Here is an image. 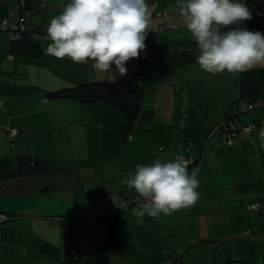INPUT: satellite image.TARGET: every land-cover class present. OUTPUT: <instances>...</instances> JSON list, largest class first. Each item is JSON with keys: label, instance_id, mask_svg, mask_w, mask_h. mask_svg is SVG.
Returning a JSON list of instances; mask_svg holds the SVG:
<instances>
[{"label": "crops", "instance_id": "1", "mask_svg": "<svg viewBox=\"0 0 264 264\" xmlns=\"http://www.w3.org/2000/svg\"><path fill=\"white\" fill-rule=\"evenodd\" d=\"M43 2L41 17L26 21L32 31L14 39L0 34V161H10V175L0 179V214L6 218L0 222V264H264V122L231 143L211 133L232 102H244L236 80L241 72L233 73L234 80L227 71L181 75L197 47L178 0H146L152 10L146 49L125 63L126 75L113 73V87L139 84L142 108L151 117L124 137L126 120L114 106L45 96L111 74L46 53L50 41L43 30L67 0ZM19 11L20 0H0V19ZM249 21L242 26L264 34V18ZM262 117L263 105L229 124ZM6 126L17 130L11 139ZM26 155L61 169L18 175L14 164ZM178 157L193 159L188 170L199 173L194 206L138 219L132 210L144 203L137 202L118 217L108 214L122 200L138 198L121 184L136 165ZM253 201L257 208L248 209ZM80 240L90 248L79 251Z\"/></svg>", "mask_w": 264, "mask_h": 264}, {"label": "clouds", "instance_id": "2", "mask_svg": "<svg viewBox=\"0 0 264 264\" xmlns=\"http://www.w3.org/2000/svg\"><path fill=\"white\" fill-rule=\"evenodd\" d=\"M176 7L198 49L197 63L206 73H242L264 65V34L242 26L252 19L245 2L178 0ZM60 8L46 28L50 41L46 53L56 59L67 57L75 64L91 62L94 70L111 74L103 82L115 84L113 73L126 75L125 63L146 49L152 23L146 0H67ZM188 169L183 157L136 165L135 173L121 180L145 201L133 214L138 219L157 218L194 206L200 199L201 181L197 169Z\"/></svg>", "mask_w": 264, "mask_h": 264}, {"label": "trees", "instance_id": "3", "mask_svg": "<svg viewBox=\"0 0 264 264\" xmlns=\"http://www.w3.org/2000/svg\"><path fill=\"white\" fill-rule=\"evenodd\" d=\"M257 4L264 13V0H257ZM44 5L45 4L43 0H23V3H20V11L17 14L24 16V23L28 28L27 32H24L22 35L28 33L29 31H32L26 24L27 18L31 17L38 11L44 10ZM58 8L61 10L60 7ZM43 31L44 33L42 36L44 38H47L46 31ZM241 74L240 98L244 99V102H232L230 107L228 108L229 112H226V118L221 121V124H219L220 129H216V131L219 132L223 137L222 132L224 128H227L228 131L232 132L233 134L231 141L243 134V127L251 125V129H253L257 124L264 122V117H262L249 124H244L241 126L232 127L229 124V120L233 119L236 116L238 117V115L242 112L252 108H257V106H254V104L256 105V103L261 102V105H264V99L262 98V90H264V66L252 68L246 72H242ZM113 85L115 84H108L106 82L97 80L85 81L83 83H78L69 87L48 90L45 92V96L48 98H72L84 103L104 102L114 106L115 108L120 110L125 117L126 122L120 127V132L125 137L131 132L136 122L149 121L151 114L149 111L143 110L142 108V102L145 93L139 84H137L133 80H128L124 82L125 87L122 90L115 89ZM211 133L213 132L211 131ZM225 141L231 143V141ZM201 159H198L199 163L201 162ZM9 164V160L0 161V179H3L10 175ZM14 166H16V174L18 175H31L34 173L45 172L54 168H56V171L61 169V167H50L41 157L35 155L18 157ZM122 201H132V203L129 204L128 207L137 202H141L136 199ZM250 203H248V205ZM114 209L115 211H108V214L113 217H118L123 212V210H118L117 207Z\"/></svg>", "mask_w": 264, "mask_h": 264}, {"label": "built area", "instance_id": "4", "mask_svg": "<svg viewBox=\"0 0 264 264\" xmlns=\"http://www.w3.org/2000/svg\"><path fill=\"white\" fill-rule=\"evenodd\" d=\"M20 3H23V0H20ZM170 27L174 28L176 27L175 25H171ZM27 27L24 23V16L23 15H18V14H12V15H7L6 17L0 19V34H5L10 36L11 38H18L21 36L24 32H27ZM261 102L254 104V106L261 105ZM243 107V106H242ZM220 128L219 125L216 126L212 132L216 131V129ZM252 128L251 125H247L243 127V131H249ZM7 131L8 137L11 139L17 134V130L5 127ZM223 138L227 141H231L233 134L232 132H229L227 128H224L223 130ZM186 161H188L189 165L193 163V159L191 158H186ZM136 200L141 201L142 203H145L143 198L138 197ZM132 201H122L118 206V210H124L128 207L129 204H131ZM258 206V203L252 202L248 205V209H256ZM112 211H115L113 209ZM6 220V218L3 215H0V221ZM91 243H87L84 240H80L78 242L77 248L79 251H86L90 248Z\"/></svg>", "mask_w": 264, "mask_h": 264}, {"label": "rangeland", "instance_id": "5", "mask_svg": "<svg viewBox=\"0 0 264 264\" xmlns=\"http://www.w3.org/2000/svg\"><path fill=\"white\" fill-rule=\"evenodd\" d=\"M244 1H246V4H247V6L249 7V9L251 10V12H252V19H251V21L252 22H257L256 20H261V18L263 19L264 18V14H263V12L262 11H260L258 8H257V5H256V0H241V2H244ZM254 13H257V15H258V17H255V15H254ZM41 14H42V12L41 11H38V12H36L35 14H33L32 16L35 18V17H41ZM31 16V17H32ZM30 18V17H29ZM29 18H27V20L29 19ZM26 20V21H27ZM28 23H29V20L27 21ZM27 22H26V24H27ZM247 24L248 23H250V21H245ZM260 24H264V21L263 22H261ZM189 53H191V54H193L194 55V58H192V59H190L189 61H188V63H185V65L183 66V69H182V73H181V75H185L186 77H189V78H193V77H196V76H200V75H204L206 72L205 71H203L200 67H199V65H198V63H197V56H198V50L197 49H195V48H193ZM186 56L187 55H185L184 57H183V61L185 62L186 61ZM172 62H179V60L178 59H173L172 60ZM187 62V61H186ZM179 72H181V70L179 71ZM223 72H221L220 74H222ZM188 74H191L190 76L188 75ZM230 74V73H229ZM183 75V76H184ZM231 75V77L229 76V79H231V80H234V77H233V73H231L230 74ZM214 77V76H213ZM225 78H226V76H225ZM220 82H223L224 81V79H223V77H222V75L220 76ZM238 82L240 81V77H238L237 79H236ZM233 91V90H232ZM259 106V105H258ZM257 106V107H258ZM262 106V105H261ZM264 106V105H263ZM253 109V108H252ZM249 110H251V109H249ZM223 124V123H222ZM219 129V128H218Z\"/></svg>", "mask_w": 264, "mask_h": 264}]
</instances>
